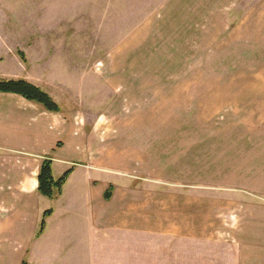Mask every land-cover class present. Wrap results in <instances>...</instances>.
<instances>
[{
	"label": "crops",
	"instance_id": "crops-1",
	"mask_svg": "<svg viewBox=\"0 0 264 264\" xmlns=\"http://www.w3.org/2000/svg\"><path fill=\"white\" fill-rule=\"evenodd\" d=\"M48 72L0 61V81L53 99ZM147 82L137 86H151V123L126 120L134 136L119 143L82 134L60 107L0 93V244L15 246L0 264H209V245L231 248L226 264H264V93L251 79H201L195 93L190 79ZM48 158L55 181L71 171L51 199L38 192Z\"/></svg>",
	"mask_w": 264,
	"mask_h": 264
},
{
	"label": "rangeland",
	"instance_id": "rangeland-1",
	"mask_svg": "<svg viewBox=\"0 0 264 264\" xmlns=\"http://www.w3.org/2000/svg\"><path fill=\"white\" fill-rule=\"evenodd\" d=\"M261 1L0 0V61L47 63L53 101L81 133L119 143L134 136L122 134L126 120L151 123L144 110L151 86L139 83L190 79L195 93L201 79H251V92L264 93ZM239 25L251 32H233ZM7 238L0 250L14 246ZM206 250L209 264L217 256L226 264L232 252L218 245Z\"/></svg>",
	"mask_w": 264,
	"mask_h": 264
},
{
	"label": "trees",
	"instance_id": "trees-1",
	"mask_svg": "<svg viewBox=\"0 0 264 264\" xmlns=\"http://www.w3.org/2000/svg\"><path fill=\"white\" fill-rule=\"evenodd\" d=\"M0 93H10L21 96L22 98L41 104L49 112H59L58 105L53 99L40 90L39 88L29 84L26 81H0ZM71 171H66L58 180H54L51 172V160L46 159L40 168L38 175V192L41 196L46 198H53L55 192H59L66 182ZM110 194H105V199L108 200ZM50 211L44 213V217L49 216ZM45 221L42 219L37 236H39L44 229ZM22 264H27L25 261Z\"/></svg>",
	"mask_w": 264,
	"mask_h": 264
}]
</instances>
